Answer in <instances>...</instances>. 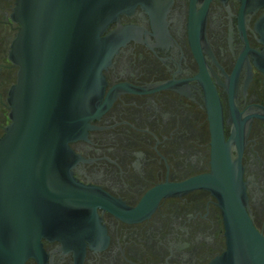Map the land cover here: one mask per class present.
<instances>
[{"label":"flooded vegetation","instance_id":"af4514ba","mask_svg":"<svg viewBox=\"0 0 264 264\" xmlns=\"http://www.w3.org/2000/svg\"><path fill=\"white\" fill-rule=\"evenodd\" d=\"M204 2L171 0L154 13L138 6L103 32L118 47L102 70L100 112L86 136L69 143L82 223L62 239H42L43 264H218L227 244L217 198L175 187L211 171L213 99L231 155L240 156L248 213L264 237V44L257 28L264 7L210 0L202 16ZM12 5L0 0L5 43L16 26ZM7 50L0 73L11 75Z\"/></svg>","mask_w":264,"mask_h":264},{"label":"water","instance_id":"95a60500","mask_svg":"<svg viewBox=\"0 0 264 264\" xmlns=\"http://www.w3.org/2000/svg\"><path fill=\"white\" fill-rule=\"evenodd\" d=\"M241 1L244 7H264V0ZM170 2L13 0L9 20L16 26L7 59L16 72L6 94L9 122L0 136V264H26L31 258L43 264L42 239H62V233L80 227L82 187L72 177L69 143L84 138L100 112L102 70L118 47L113 35L103 32L138 6L154 13ZM257 24L264 44V16ZM213 102L211 171L175 187L204 188L217 198L227 244L218 264H264V237L248 213L240 156L231 155Z\"/></svg>","mask_w":264,"mask_h":264},{"label":"rangeland","instance_id":"374dc122","mask_svg":"<svg viewBox=\"0 0 264 264\" xmlns=\"http://www.w3.org/2000/svg\"><path fill=\"white\" fill-rule=\"evenodd\" d=\"M3 32H4V30L3 29H0V56H2L4 54V52L2 51V46L6 45V50H7L8 49V46H9V43H10V40H11V38L13 37V35L15 33V31H13V33H12V35L10 37V40L7 43H5V40L6 39H5L4 35L2 34ZM6 61L7 60L6 59L4 60L3 57L0 58V62L7 63ZM12 72H14V73H12ZM12 72H11V75H10V71H6L5 69H3L2 70V73H0V78L1 77L2 78H5V77L8 78L7 76L10 75L9 78L7 79V81H6V84L5 85L3 84V86H4L3 87V90H2L3 91V94H4V91H6L8 89V87L10 86V84H12L15 81V70H13ZM5 96L6 95L4 94V97ZM0 112H1L0 113V136H1L2 133H3L2 126H5L9 122V120L7 118V112H8L7 108L1 107L0 108Z\"/></svg>","mask_w":264,"mask_h":264},{"label":"trees","instance_id":"16d2710c","mask_svg":"<svg viewBox=\"0 0 264 264\" xmlns=\"http://www.w3.org/2000/svg\"><path fill=\"white\" fill-rule=\"evenodd\" d=\"M2 107V106H1Z\"/></svg>","mask_w":264,"mask_h":264}]
</instances>
